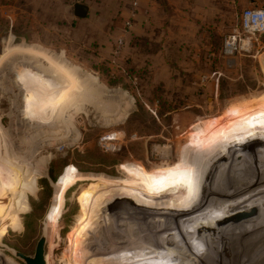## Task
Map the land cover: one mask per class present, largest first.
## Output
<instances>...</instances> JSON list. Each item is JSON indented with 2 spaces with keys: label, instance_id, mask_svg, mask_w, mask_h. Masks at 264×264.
<instances>
[{
  "label": "rangeland",
  "instance_id": "374dc122",
  "mask_svg": "<svg viewBox=\"0 0 264 264\" xmlns=\"http://www.w3.org/2000/svg\"><path fill=\"white\" fill-rule=\"evenodd\" d=\"M77 1L90 6L87 18L74 15ZM123 4L0 0V264H27L17 252L34 255L43 236L49 264H104L120 248L131 258L144 251L145 264L178 252L196 264H264V30L241 21L256 6L219 8L221 18H209L217 30L171 48L168 68L150 64L157 45L145 44L134 18L126 24ZM119 36L123 56L113 64ZM25 71L35 77L19 82ZM75 177L85 178L66 187ZM227 177L240 185L230 189ZM92 218L100 232L87 245L101 235L109 242L85 254L82 227ZM188 229L191 247L181 236Z\"/></svg>",
  "mask_w": 264,
  "mask_h": 264
},
{
  "label": "crops",
  "instance_id": "0c3cea01",
  "mask_svg": "<svg viewBox=\"0 0 264 264\" xmlns=\"http://www.w3.org/2000/svg\"><path fill=\"white\" fill-rule=\"evenodd\" d=\"M123 1L120 16L128 20L134 10L133 2L137 1L134 31L145 37V44L148 46L157 45V51L147 52L151 55L150 64L154 66L157 63L160 64L158 61H161V64L168 68L171 64L169 59L171 48H185V44H183L185 39L194 38L197 32H202L205 35L217 30V24L209 22V18H221L220 11L224 9L229 10L231 7L245 6L244 4L247 3L258 7L257 5L260 3L258 0Z\"/></svg>",
  "mask_w": 264,
  "mask_h": 264
},
{
  "label": "bare ground",
  "instance_id": "6f19581e",
  "mask_svg": "<svg viewBox=\"0 0 264 264\" xmlns=\"http://www.w3.org/2000/svg\"><path fill=\"white\" fill-rule=\"evenodd\" d=\"M23 66H25V65H22V67ZM26 67V66H25ZM255 137V136H254ZM261 138V137H260ZM261 141H263V140H261ZM258 142V141H257ZM256 142V143H257ZM261 143H263V142H261ZM232 144V143H231ZM264 144V143H263ZM238 145V144H237ZM219 147H217L216 148V151H220V150H225L226 148V146H220V145H218ZM228 146V145H227ZM234 146V145H233ZM230 148V147H229ZM228 149V148H227ZM235 149V148H234ZM215 150V149H214ZM237 150V149H236ZM240 150H242V149H240ZM246 150V149H245ZM256 150V149H255ZM210 151V150H209ZM215 151V152H216ZM228 151V150H227ZM234 151V150H233ZM257 151V150H256ZM255 151V152H256ZM259 151V150H258ZM203 152V151H202ZM230 152V151H229ZM244 152H246V151H244ZM201 153V152H200ZM219 152H217V154H218ZM231 153H233L232 151H231ZM213 153H212V151H210V152H208V150L207 151H204L203 152V154H202V156L204 155L205 157L207 156L208 158H207V162L208 163H210V161H211V158H212V161H213V156L214 155H212ZM241 154V153H240ZM221 155V154H220ZM224 155V154H223ZM234 155V154H233ZM257 155V154H256ZM209 156L211 157L210 158V161H208V159H209ZM227 156H229V155H227ZM232 156V155H231ZM215 157H217V155H215ZM226 157V156H225ZM238 157V156H237ZM214 159H216V158H214ZM219 159H220V157H219ZM222 159V158H221ZM228 159V158H227ZM199 160H201V159H199ZM202 160H203V158H202ZM255 160V159H254ZM215 161V160H214ZM204 162H206V161H204ZM206 162V163H207ZM259 162H260V160H259ZM258 162V163H259ZM241 163V162H240ZM243 163V162H242ZM205 164V163H204ZM216 164H218V163H216ZM236 164V163H235ZM234 164V165H235ZM238 164V163H237ZM261 164V163H260ZM209 165H211V164H209ZM216 167V166H215ZM228 167V166H227ZM204 168V167H203ZM201 169L202 171L204 170V169ZM210 168V167H209ZM211 168H213V167H211ZM220 168V167H219ZM205 170L206 171H208V167H205ZM221 170V169H220ZM201 171V172H202ZM206 171H204L203 173L205 174V172ZM215 171H216V169H215ZM214 171V172H215ZM232 171H233V169H232ZM251 171V170H250ZM252 172H253V170H252ZM256 172V171H255ZM218 173V172H217ZM248 174H249V172H247ZM254 173V172H253ZM231 174V173H230ZM202 175V174H201ZM200 175V176H201ZM214 174H212V176H213ZM250 175V174H249ZM249 175H246V173L245 174H243L242 176H249ZM254 175V174H253ZM205 176V175H204ZM204 176H203V180L202 181H204ZM222 176V175H221ZM241 176V175H240ZM241 176V177H242ZM207 177V176H206ZM209 177V176H208ZM207 177V178H208ZM210 177H211V175H210ZM216 177V176H215ZM214 177V178H215ZM244 177V178H245ZM201 178H202V176H201ZM249 178V177H248ZM198 179V178H197ZM206 179V178H205ZM223 179V178H222ZM241 179H243V178H241ZM240 179V180H241ZM207 180V182L209 183V181H211L210 180V178L209 179H206ZM213 181H214V179H212ZM215 180H216V178H215ZM243 180H245V179H243ZM200 181H201V179H200ZM201 181V182H202ZM212 181V182H213ZM220 181H221V179H220ZM225 181H227V183L226 184H228L227 186L231 189V188H233L235 185H240V183L238 184L237 182H238V180H236L237 182L236 183H232V182H235V180H234V178L232 179V178H230V177H227L226 178V180ZM258 181H259V179H258ZM197 182H198V180H197ZM206 182V181H205ZM242 182H244V181H242ZM200 183V182H199ZM207 183V184H208ZM206 184V187L208 186ZM211 184V183H210ZM199 186V185H198ZM205 186V185H204ZM203 186V187H204ZM248 186V185H247ZM199 187H201V185L199 186ZM209 187V186H208ZM210 187H211V185H210ZM262 187V186H261ZM202 188V187H201ZM205 189H207V188H205ZM210 190V189H209ZM205 192V191H204ZM203 192V193H204ZM205 194V193H204ZM203 194V195H204ZM214 194V193H213ZM209 197V196H208ZM163 201V200H162ZM168 201V200H167ZM171 201V200H170ZM173 201L175 202L176 200L175 199H173ZM258 201V200H257ZM178 202V201H177ZM177 202H175V203H177ZM254 202H255V200H254ZM164 203H165V201H164ZM163 202H161V204H164ZM253 203V202H252ZM157 204H159V203H157ZM244 204V203H243ZM255 204H256V202H255ZM231 206V205H230ZM257 206V205H256ZM255 206V207H256ZM86 207V206H85ZM140 207V206H139ZM147 207V206H146ZM233 207V206H232ZM238 207V206H237ZM244 207V206H243ZM254 207V206H253ZM145 208V207H144ZM161 208V207H160ZM158 209V208H157ZM227 209V208H226ZM231 209V208H230ZM229 209V211H231ZM241 209V208H240ZM136 210L135 209H133V207H131V215H133V212H135ZM159 211V210H158ZM157 211V212H158ZM247 211V210H246ZM154 212V211H153ZM235 211H233V213H234ZM259 212V211H258ZM87 210L85 209L83 212H82V214H80L79 216H78V221L75 223V225L72 227V230L73 231H76V230H78L79 229V227L81 226V224H82V221L83 220H85L86 218H87ZM232 213V212H231ZM239 213V212H238ZM228 214H230V213H228ZM235 214V213H234ZM233 214V215H234ZM262 214V213H261ZM139 215V214H138ZM219 215V214H218ZM227 215V214H226ZM136 216V215H135ZM151 216V215H150ZM181 216V215H180ZM230 215H228V217H229ZM242 216V215H241ZM77 217V216H76ZM154 217H155V215H154ZM227 218V217H226ZM205 219V218H204ZM225 219V218H224ZM149 220V219H148ZM211 221V220H210ZM264 221V220H263ZM139 222H141V221H139ZM169 222V221H168ZM102 223V222H101ZM131 223H133V222H131ZM131 223H130V225H131ZM136 223V222H135ZM204 225L206 224L204 221L202 222ZM201 223V224H202ZM225 223V222H224ZM134 224V223H133ZM132 224V225H133ZM141 224V223H140ZM143 224H144V222H143ZM152 224V223H151ZM151 224H150V226H151ZM103 225V224H102ZM136 225V224H135ZM138 225H139V223H138ZM145 225V224H144ZM165 225V224H164ZM101 225H100V219H98V218H92L91 219V221L88 223V225H86V226H84V227H82L83 228V230H82V235H83V237H84V244L85 245H83V246H86V248H87V250L85 251V254H87V253H89L90 251V249L91 248H93V247H95V246H98V245H105L107 242H109V241H105V239H106V237H105V235L103 236V235H101V236H99L98 237V241L96 242V243H94V244H92V245H90V243L87 245V240L89 241V239H90V237H91V234L94 232V231H96L99 227H100ZM150 226H149V231L148 232H146V233H144L145 235L147 234L148 235V233H152V230L153 229H151L150 228ZM157 227L156 228H159L160 227V223L159 224H157L156 225ZM201 226V225H200ZM207 226V225H206ZM131 227V226H130ZM141 227H142V225H141ZM155 227V226H154ZM263 227V226H262ZM132 228V227H131ZM133 228H134V226H133ZM136 228H139V227H136ZM153 228V227H152ZM168 227H165V229L164 230H166ZM200 228H202V227H200ZM199 228V229H200ZM237 228V227H236ZM258 228V227H257ZM259 228H260V226H259ZM134 230H135V228H134ZM138 230V229H137ZM146 230V229H145ZM159 230H163L162 229V227H160L158 230H157V232H160ZM247 230V229H246ZM98 231V230H97ZM131 231V230H130ZM129 231V232H130ZM189 231H192V230H190V229H188V232ZM193 231H195V229L193 230ZM193 231H192V233L191 234H183V235H181L183 238H182V240H185L187 243H185V244H187V245H189L190 247L192 246V244H193V242H194V234H193ZM196 231H197V229H196ZM98 232H100V230L98 231ZM139 232V231H138ZM162 232V231H161ZM241 232V231H240ZM103 233V232H102ZM136 233V232H135ZM133 234V235H135L136 236V234ZM238 233V232H237ZM248 233V232H247ZM112 234V237L114 236H116V237H118V232H113V233H111ZM110 234V235H111ZM154 234H156V232H154ZM211 234V233H210ZM244 234V233H243ZM131 235V234H130ZM153 235V234H152ZM132 236V235H131ZM138 236V235H137ZM169 242L172 244V247L173 246H177L178 248H180V247H182L181 245H178V241L180 240L178 237H177V235L175 236L174 234H169ZM180 236V237H181ZM196 236V235H195ZM199 236V235H198ZM221 236V235H220ZM95 237V236H94ZM238 237V236H237ZM48 238H49V234H48ZM96 238V237H95ZM111 238V237H110ZM143 238V237H142ZM145 238V237H144ZM174 238H176V239H173ZM196 238V237H195ZM216 238V237H215ZM220 238V237H219ZM224 238V237H223ZM130 239H132V238H130ZM137 239V238H136ZM153 239V238H152ZM198 239H200V238H198ZM239 239V238H238ZM243 239V238H242ZM133 240V239H132ZM150 240V239H149ZM166 240V239H165ZM206 240V239H205ZM224 240V239H223ZM232 240V239H231ZM237 240V239H236ZM236 240H234V241H236ZM120 241V240H119ZM218 241V240H217ZM239 241V240H238ZM114 242V241H113ZM122 242V241H121ZM135 242V241H134ZM133 242V243H134ZM140 242H141V240H140ZM139 241H138V243H140ZM151 242V241H150ZM120 243V242H119ZM124 243H126V241L124 242ZM142 244H143V240H142V242H141ZM117 244V243H116ZM179 244H181V243H179ZM215 244V243H214ZM225 244V243H224ZM90 245V246H89ZM118 245V244H117ZM125 245V244H124ZM138 245V244H137ZM216 245V244H215ZM214 245V246H215ZM83 246H82V251L83 250H85L84 248H83ZM121 246V245H120ZM126 246V245H125ZM134 246V245H133ZM167 246V245H166ZM171 246V245H170ZM180 246V247H179ZM220 246V245H219ZM102 247V246H101ZM115 247H116V245H115ZM127 247H129V246H127ZM144 247V246H143ZM142 247V248H143ZM158 247H162V246H160V245H158ZM171 247V248H172ZM184 247H187V246H184ZM220 247H223L222 245L220 246ZM231 247V246H230ZM229 247V249L231 250L232 248H230ZM117 248V247H116ZM124 248V247H123ZM193 248H195V247H192V249ZM209 248V247H208ZM228 248V247H227ZM226 248V249H227ZM96 249V248H95ZM146 249V248H145ZM161 249H165V248H161ZM175 249H177L176 247H175ZM221 249V248H220ZM121 250H122V248H120V249H118V250H114V251H112V252H110L109 253V257H108V259H106V261H104V262H107V263H104V264H134V261H140L141 263L140 264H142V263H144L145 264V262H143V261H146V259H147V256H146V254H144V251H143V254H138L137 253V251H136V255H132V258H131V255H129L128 254V250L127 249H125V253H121ZM174 250V249H173ZM177 250H179V249H177ZM195 250V249H194ZM96 251V250H95ZM101 251V250H100ZM155 251V250H154ZM167 251H170V250H167ZM215 251V250H214ZM232 251V250H231ZM141 251H139V253H140ZM148 252V251H147ZM151 252H153V250L151 251ZM157 252H159V251H157ZM156 252V253H157ZM175 252V251H174ZM173 251L172 252H169L171 255H174L173 253H174ZM160 253V252H159ZM166 253V252H165ZM164 253V254H165ZM191 253V252H190ZM189 253V254H190ZM152 254V253H151ZM162 254H163V252H162ZM163 254V255H164ZM182 254L184 255V252H182ZM187 254V253H186ZM215 254V253H214ZM220 254V253H219ZM218 254V255H219ZM232 254H233V252H232ZM150 255V254H149ZM158 255V254H157ZM162 255V256H163ZM202 255H203V253H202ZM84 256V255H83ZM166 256H169V255H167V253H166ZM165 256V257H166ZM179 256H181V252L179 253L178 252V257L177 258H166L164 261H162L163 262V264H183V262H185V261H187V262H189V263H187L186 262V264H196V263H190V261H189V259L188 260H184V261H180V259H179ZM107 257V256H106ZM134 257V258H133ZM156 257V256H155ZM203 257V256H202ZM83 258V257H82ZM140 258V259H139ZM142 258V259H141ZM153 258V257H152ZM159 258V257H158ZM191 258V257H190ZM86 259V258H85ZM85 259H84V261H85ZM199 259V258H198ZM208 259V258H207ZM223 259V258H222ZM232 259V258H231ZM83 259H81V261H82ZM104 260H105V258H104ZM152 260H154V259H152ZM182 260V259H181ZM196 260V259H195ZM204 260V259H203ZM234 260V259H233ZM217 261V260H216ZM220 261V260H219ZM224 261V260H223ZM227 261V260H226ZM223 262L224 264H227L228 262ZM83 262V261H82ZM87 262V261H86ZM154 262V261H153ZM158 262V261H157ZM197 262V261H196ZM46 263L47 264H49L48 263V260H47V258H46ZM81 263V262H80ZM152 263V262H151ZM154 263H156V260H155V262ZM154 263H152V264H154ZM221 262H219V264H220ZM87 264V263H86ZM98 264V263H97ZM137 264H139V262H137ZM185 264V263H184Z\"/></svg>",
  "mask_w": 264,
  "mask_h": 264
},
{
  "label": "built area",
  "instance_id": "2783aa9c",
  "mask_svg": "<svg viewBox=\"0 0 264 264\" xmlns=\"http://www.w3.org/2000/svg\"><path fill=\"white\" fill-rule=\"evenodd\" d=\"M138 5L137 1L133 2L134 10H136ZM134 15L126 21L127 25L132 23L131 18H134ZM242 26L246 30H264V6L263 7H248L245 8L241 13ZM125 46L124 36H119L116 39L114 48H113V60L112 63H116L123 56V50ZM120 67V66H119Z\"/></svg>",
  "mask_w": 264,
  "mask_h": 264
},
{
  "label": "water",
  "instance_id": "95a60500",
  "mask_svg": "<svg viewBox=\"0 0 264 264\" xmlns=\"http://www.w3.org/2000/svg\"><path fill=\"white\" fill-rule=\"evenodd\" d=\"M74 15L77 18H87L90 12V6L86 3L77 1L73 5ZM45 244H47V239L43 236L36 247L34 255H26L22 252H17V255L24 259L27 264H47L46 263V253H45Z\"/></svg>",
  "mask_w": 264,
  "mask_h": 264
},
{
  "label": "trees",
  "instance_id": "16d2710c",
  "mask_svg": "<svg viewBox=\"0 0 264 264\" xmlns=\"http://www.w3.org/2000/svg\"><path fill=\"white\" fill-rule=\"evenodd\" d=\"M29 76H31V77H35L34 76V73H32L31 71H25L21 76H20V78H19V82H21V80H26V78L27 77H29ZM44 80L42 79V81H40L39 83H37L36 84V86L34 85V87L36 88V89H39V87H40V89H41V87L43 88V87H45L44 86ZM45 85H47V83H45ZM22 105L23 104H25L26 102H28L30 99H29V97H22ZM46 106H48V104L46 105ZM73 164H69L66 168H64L63 169V171L61 172V174L59 175V177H58V180L59 179H61L62 177H64L65 175H67L70 171H71V169H69V168H71V167H73L72 166ZM52 174H53V172H52ZM83 178H85V177H75V178H73L72 180H70L67 184H66V187H69V186H71L72 185V183L75 181V179H83ZM92 178H95L96 180H104V178H101V177H96V176H94V177H92ZM119 179V178H118ZM121 180H124V179H121ZM126 181H129V180H126ZM130 181H133V182H135V183H137V184H139L140 185V182L139 181H137V180H130ZM13 198H14V195H13ZM1 202V201H0ZM1 205V204H0Z\"/></svg>",
  "mask_w": 264,
  "mask_h": 264
}]
</instances>
